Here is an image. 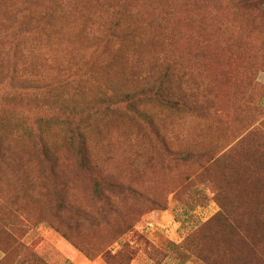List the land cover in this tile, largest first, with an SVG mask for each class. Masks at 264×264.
<instances>
[{
    "label": "rangeland",
    "instance_id": "obj_1",
    "mask_svg": "<svg viewBox=\"0 0 264 264\" xmlns=\"http://www.w3.org/2000/svg\"><path fill=\"white\" fill-rule=\"evenodd\" d=\"M0 251L264 264V0H0Z\"/></svg>",
    "mask_w": 264,
    "mask_h": 264
},
{
    "label": "crops",
    "instance_id": "obj_2",
    "mask_svg": "<svg viewBox=\"0 0 264 264\" xmlns=\"http://www.w3.org/2000/svg\"><path fill=\"white\" fill-rule=\"evenodd\" d=\"M4 257V253L0 251V260Z\"/></svg>",
    "mask_w": 264,
    "mask_h": 264
},
{
    "label": "trees",
    "instance_id": "obj_3",
    "mask_svg": "<svg viewBox=\"0 0 264 264\" xmlns=\"http://www.w3.org/2000/svg\"><path fill=\"white\" fill-rule=\"evenodd\" d=\"M128 35H130V33H128ZM118 54H119V53H118ZM118 54H116V55H114V56H118ZM135 66H137V64H136ZM165 67H167V66L165 65Z\"/></svg>",
    "mask_w": 264,
    "mask_h": 264
}]
</instances>
